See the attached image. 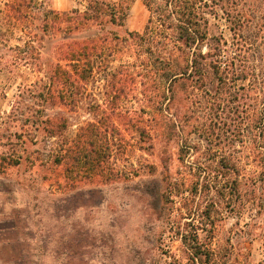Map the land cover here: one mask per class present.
<instances>
[{
  "label": "trees",
  "instance_id": "16d2710c",
  "mask_svg": "<svg viewBox=\"0 0 264 264\" xmlns=\"http://www.w3.org/2000/svg\"><path fill=\"white\" fill-rule=\"evenodd\" d=\"M80 1L84 7L57 10L46 0H0L1 97L13 84L18 88L10 111L0 112V146L10 145L0 167L43 150L47 160L41 165L63 167L64 185L73 190L68 200L83 185L97 199L103 186L141 176L143 166L130 160L149 151L162 130L181 142L184 166L197 170L179 182L169 176L163 198L179 197L181 211L203 191L219 190L232 172L233 199L242 168L250 161L264 168V0H142L149 11L144 29L123 32L132 0ZM12 38L18 42L10 44ZM99 76L106 80L103 102L90 89ZM86 98L93 117L70 140L66 113ZM134 99L138 110L123 105ZM205 121L209 129L200 126ZM193 133L222 149L228 145L230 157L186 162L201 150ZM19 141L23 146H16ZM18 217L0 222V249L24 245ZM182 240L196 252L203 245L196 230ZM11 258L25 263L19 253Z\"/></svg>",
  "mask_w": 264,
  "mask_h": 264
},
{
  "label": "rangeland",
  "instance_id": "374dc122",
  "mask_svg": "<svg viewBox=\"0 0 264 264\" xmlns=\"http://www.w3.org/2000/svg\"><path fill=\"white\" fill-rule=\"evenodd\" d=\"M46 1L49 8L57 10L84 7L80 0ZM148 17L143 1L132 0L121 32L142 31ZM226 35L230 36L229 31ZM17 42L12 38L9 43ZM119 64L116 60L113 66ZM20 74L34 78V74ZM105 88L106 80L101 76L90 84L101 102L105 99ZM1 91L0 112L5 115L18 92L17 84L6 90L7 98L1 97ZM89 100L86 98L76 110L66 113L70 118L68 139L93 117ZM123 105L135 110L140 106L135 99L124 101ZM209 123L200 126L209 129ZM211 129L218 130L214 125ZM192 137L202 142L201 150L198 155L186 156V162L205 164L214 156L230 157L228 145L222 149L221 144H210L198 134L193 133ZM23 144L19 141L16 146ZM9 146H0V156L9 153ZM180 150L179 140L167 138L162 130L159 134L155 132L149 151L139 150L130 160L137 168L143 166L139 169L141 176L130 184L103 186L97 199L87 191L90 185H83L84 191L68 200L66 197L73 190L64 185L63 167L41 165L47 160L43 150L32 152L19 165L0 167V222L15 213L25 226L19 233L24 245L17 244L18 251L9 246L0 249V264H15L16 259L11 258L13 253H19L25 259L24 264H264V168L261 163L250 161L242 168L239 191L233 199L232 172H229L221 179L219 190L203 191L188 201L187 208H192L190 214L186 207L179 210L183 204L179 197L171 202L162 196L168 178L179 182L176 178L197 176V170L185 167L180 160ZM31 159H36V164H31ZM149 164L155 166L154 171ZM153 192L158 195L150 199ZM63 197L66 200H60ZM208 215L210 218H206ZM195 230L203 244L199 252L188 248L190 241L182 240L183 235L190 240Z\"/></svg>",
  "mask_w": 264,
  "mask_h": 264
}]
</instances>
